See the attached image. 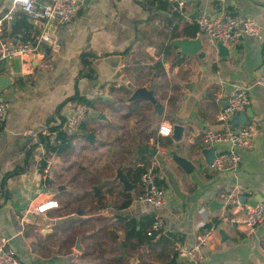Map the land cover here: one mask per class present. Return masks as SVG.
<instances>
[{"label":"crops","instance_id":"0c3cea01","mask_svg":"<svg viewBox=\"0 0 264 264\" xmlns=\"http://www.w3.org/2000/svg\"><path fill=\"white\" fill-rule=\"evenodd\" d=\"M183 5L179 20L173 17L174 9L169 5L161 8L157 0H84L70 22L46 28L44 21L31 16L39 34L46 31L50 38L47 49L39 44L38 51L16 56L0 71L10 77L0 81V102L7 104L0 123V240H5L23 264H112L119 259L118 264H128L131 259L134 264H168L172 259L176 264H264V220L251 233L241 226L228 229L217 223L200 246L202 259L197 263L175 254L178 245L192 247L200 226L225 209L220 193L236 194L241 211L264 199V85L255 83L264 41L245 37L224 44L226 55H220L215 43L198 31L194 36L182 32L187 24L195 23L196 15L221 11L264 25V0H226L221 7L206 0H183ZM3 9L11 15L10 27L13 15L21 9L12 0H0V11ZM195 36L201 38L203 57L181 56L169 45L173 38ZM84 53L94 55L91 67L96 79L76 78ZM233 84L248 87L250 102L243 111L256 131L251 148L238 150V168L218 173L203 164L201 136L221 129L216 113ZM139 86L152 89L163 107L160 115L144 100H127ZM95 89L102 92L97 96L100 99L73 133L70 147L60 155L47 156L41 167L45 137L53 140L47 136L48 128L63 120L76 101L59 104L74 91L94 99ZM147 119L149 124L144 123ZM242 122L236 114L231 118L232 127ZM161 123L170 129L173 124L181 125V139L174 142L170 136L158 135ZM62 129L66 131L63 125ZM89 132L92 141L97 132L104 133L107 141L95 146L86 140ZM121 135L124 147L111 172L94 176L88 171L93 163H83L79 172L75 170L78 155L72 152L77 142H87L81 148L83 153L105 150L109 158L121 149ZM137 146L154 148L155 154L137 155ZM212 148L217 153L227 145L214 143ZM171 151L193 168L184 171L170 156ZM150 162L163 174L166 202L158 210L163 226L149 237L151 242L137 244L125 234L130 231L128 224L133 222L137 229L139 219L151 215V208L137 200V168ZM116 168L122 169L133 189L123 191L111 181ZM79 179L80 190L76 191ZM62 183L64 187L57 190ZM49 199L57 201L58 207L33 211ZM73 204L79 206L61 213L63 207ZM218 226L222 235L216 231Z\"/></svg>","mask_w":264,"mask_h":264},{"label":"built area","instance_id":"2783aa9c","mask_svg":"<svg viewBox=\"0 0 264 264\" xmlns=\"http://www.w3.org/2000/svg\"><path fill=\"white\" fill-rule=\"evenodd\" d=\"M176 10L180 15L184 8L183 0H160ZM221 7L226 0H206ZM16 7L35 19L44 21V26L56 24H66L70 22L78 13L84 0H45L42 4L36 5L34 0H12ZM11 15L9 12L2 16L5 28L9 29L8 21ZM197 31L205 36L209 42L222 44H235L242 38H254L259 42L264 41V25L258 23L250 17H242L232 13L221 11L212 16L204 13L198 14L194 19ZM45 31V30H44ZM50 38L45 33H40L35 43L17 42L12 39H0V62L6 63L16 56L23 57L28 53L39 50L40 43H49ZM258 85H264V57L260 62V71L255 81ZM101 91L95 89L92 96H100ZM248 87L243 84H233L228 92L226 104L216 113V120L221 123V129L207 131L201 136V143L204 147L212 146L214 143H224L225 150L215 153L214 158L208 168L214 172L235 171L240 163L239 149H249L252 146V138L256 131L255 124L250 121L242 125L232 127L231 118L236 113L243 111L249 104ZM7 104L0 102V123L6 115ZM90 107L81 102H76L73 110L63 118L62 125L70 133H76L86 119ZM168 124L161 123L157 127V134L163 135L161 128ZM170 133V132H169ZM158 148V147H156ZM162 148V147H159ZM47 165H45V170ZM163 174L155 166L154 162L142 165V170L138 175L140 191L137 200L151 208L149 224L144 233L147 237L158 233L163 221L159 214L165 200L163 187ZM218 198L224 202L225 209L219 212L216 217L218 223L223 224L228 229L241 226L245 232L251 233L253 229L264 220V199L246 205L240 210V203L236 194L232 192H222ZM55 200H47L40 203L33 211L42 213L46 210L57 208ZM210 220V219H209ZM208 220V221H209ZM207 221V222H208ZM205 222V223H207ZM203 223V224H205ZM202 224V225H203ZM201 225V226H202ZM200 226V227H201ZM214 227L210 226L199 230L194 235V244L190 248L176 246L177 257L190 263H197L202 259L199 251L200 246L210 237ZM0 264H23L16 256L13 249L6 245L5 240H0Z\"/></svg>","mask_w":264,"mask_h":264},{"label":"trees","instance_id":"16d2710c","mask_svg":"<svg viewBox=\"0 0 264 264\" xmlns=\"http://www.w3.org/2000/svg\"><path fill=\"white\" fill-rule=\"evenodd\" d=\"M45 0H34V3L36 5L42 4ZM157 2L160 4L161 8H164L167 4L165 2H162L160 0H157ZM9 12L7 9H3L0 11V39L5 38V39H12L13 41L17 42H30V43H35V40L37 39L39 35V29L38 26L33 22V19L30 15L26 14L25 12L19 11V14L14 18L15 21L14 23H10L9 30H5V22L2 19V16ZM173 17L175 20H179L181 18V15L174 10L173 11ZM175 28V27H174ZM182 32L184 34H188L190 36H194V34L197 32V26L195 23H189L187 24L183 29ZM167 48L164 50V54H167ZM94 58V55L84 53L81 55L80 58V63H81V68L77 73L76 78H87V79H96V73L91 67V60ZM174 62H172L173 64ZM159 68V67H158ZM100 99V97H95L94 99H87L83 96L78 95L76 91L74 93L66 98L62 103L59 104L58 107H61L65 101L68 100H75L76 102H81L87 105L88 107H92L94 102L96 100ZM62 122L63 120L59 121V123L51 126L48 128V135L47 136H53V140L49 141L47 137H45L44 142V155L42 156L40 160V165L43 167L45 163V158L49 156L50 154H57L60 155L66 149H68L71 145V142L74 138V134L67 133L62 129ZM141 167L137 168V175H139L141 171ZM127 174H130V170L127 169ZM150 221V216H144L141 217L137 223L138 228L136 229V225L131 222L130 224V231H128L125 234V238H130L134 237L137 241V244H143V243H149L151 240L149 237H147L144 233V230L146 226L149 224ZM218 223L217 217H211L210 220L203 224L199 230H202L204 228H208L210 226L215 227ZM171 237H175L174 234L170 233L168 234ZM161 238V237H160ZM180 242L181 240H177ZM119 260H112L114 264H118ZM168 264H176L174 263V259L170 260Z\"/></svg>","mask_w":264,"mask_h":264},{"label":"water","instance_id":"95a60500","mask_svg":"<svg viewBox=\"0 0 264 264\" xmlns=\"http://www.w3.org/2000/svg\"><path fill=\"white\" fill-rule=\"evenodd\" d=\"M15 15L16 14L13 15L11 22H14ZM169 45L175 47L181 56H195V55L198 57L204 56V47H203L201 38L198 36H195L192 38L176 37V38H173L169 41ZM40 47L43 49H47L45 43H40ZM215 47L218 51V54L226 55V52H225L226 48H225L224 44L217 41L215 43ZM3 69H4V63L0 62V71L2 72ZM2 80H4V81L10 80L9 75L6 72L0 73V81H2ZM127 100L128 101L144 100L150 104L154 114L160 115L162 112L163 107L160 104V102L155 98L151 88H146L144 86L135 87L131 91ZM225 104H226V101L222 107H224ZM236 115H238V118H243V122H242L243 124L246 122V115H247L246 111H240V112L236 113ZM100 118H103V115H101ZM168 136H170L174 142L179 141L181 139V136H182L181 125L173 124L171 126V131L168 134ZM86 140L89 143L93 142L92 141V134L90 132L87 133ZM155 151L156 150L154 148H149L148 146H137L136 154L141 155V154L147 153V154L152 156L155 154ZM199 153L203 159V164L208 167L209 164L211 163L212 159L214 158V155H215L214 149L212 148V146L203 147ZM170 156L172 157L174 162L179 167H181L184 171L188 172L193 168V165H191V163L187 159L179 156L176 152L171 151ZM111 181H116L122 187L123 191H130L131 189L134 188V185L130 183L129 179L127 178V176L125 175V173L122 171L121 168L114 169V173H113V177L111 178ZM63 187H64V183L58 185L56 187V189L60 190ZM216 231L221 235L223 233L221 226H218L216 228ZM156 234L157 233H155L152 236V238ZM128 264H134V260L131 259Z\"/></svg>","mask_w":264,"mask_h":264},{"label":"rangeland","instance_id":"374dc122","mask_svg":"<svg viewBox=\"0 0 264 264\" xmlns=\"http://www.w3.org/2000/svg\"><path fill=\"white\" fill-rule=\"evenodd\" d=\"M146 123H150V119H147V121L144 122ZM96 141H93L95 143V146H100L102 141H107L106 140V135L104 133L101 132H97L96 133ZM118 145L121 149H117V153L116 155L114 154H109V158L106 157V155L104 154L105 150H95L94 153L90 154V153H83L82 149L83 147H87L86 145V141L83 139L82 141H79L76 143V145L74 146V152H72L73 154H77L78 155V159H77V166L75 167L76 171H80V165L83 163H93V167L90 168L89 173H92V175L95 176V173L97 172L99 175H103L105 173V171H109L111 172L114 165L118 164V159L120 157V151L122 150V148L124 147V143L121 141H125L123 140V136H118ZM98 144V145H97ZM103 151V152H102ZM80 181V179H79ZM81 185V181L78 183L77 187L78 190L76 189V191H79L80 188L79 186ZM79 206V204H73V205H68L66 207H63L64 209L61 211V213H66V212H71L72 208ZM60 207H62L61 203H60ZM80 211V210H79ZM114 264V263H112Z\"/></svg>","mask_w":264,"mask_h":264},{"label":"clouds","instance_id":"9594fccd","mask_svg":"<svg viewBox=\"0 0 264 264\" xmlns=\"http://www.w3.org/2000/svg\"><path fill=\"white\" fill-rule=\"evenodd\" d=\"M170 131L171 129L168 128L167 126L161 128V132L163 135H168Z\"/></svg>","mask_w":264,"mask_h":264}]
</instances>
